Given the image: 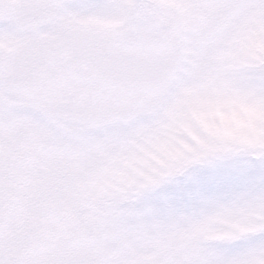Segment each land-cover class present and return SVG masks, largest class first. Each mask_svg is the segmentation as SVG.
<instances>
[{
	"label": "snow or ice",
	"instance_id": "snow-or-ice-1",
	"mask_svg": "<svg viewBox=\"0 0 264 264\" xmlns=\"http://www.w3.org/2000/svg\"><path fill=\"white\" fill-rule=\"evenodd\" d=\"M262 27L264 0H0V264H264V147L176 123L192 90L264 101Z\"/></svg>",
	"mask_w": 264,
	"mask_h": 264
},
{
	"label": "rangeland",
	"instance_id": "rangeland-1",
	"mask_svg": "<svg viewBox=\"0 0 264 264\" xmlns=\"http://www.w3.org/2000/svg\"><path fill=\"white\" fill-rule=\"evenodd\" d=\"M90 22L101 28L114 27L118 23L100 20ZM248 47L253 53L264 55V27L249 38ZM177 116L176 123L180 129L187 132L197 144L211 148H219L225 144L264 147V101L249 103L239 97H226L215 91L192 90L186 93L181 101ZM190 121H195L209 138L219 143L205 145V142L191 131ZM155 147L163 158L153 153L148 155L161 165L182 155L180 149L168 141L162 140ZM182 147L191 150L188 145Z\"/></svg>",
	"mask_w": 264,
	"mask_h": 264
}]
</instances>
